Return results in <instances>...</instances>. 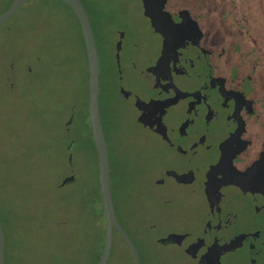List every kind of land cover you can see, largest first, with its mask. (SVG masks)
<instances>
[{"label":"flooded vegetation","instance_id":"af4514ba","mask_svg":"<svg viewBox=\"0 0 264 264\" xmlns=\"http://www.w3.org/2000/svg\"><path fill=\"white\" fill-rule=\"evenodd\" d=\"M189 1L196 7L165 0L153 11L155 20L169 16L161 17L165 38L144 13L143 0H79L98 59V113L114 214L138 264H264V56L231 9L220 17V3ZM218 30L238 37L242 49L231 48ZM30 65L21 74L26 94L33 89ZM89 132L92 138L90 126ZM106 132H143L147 140L131 149L117 134L112 152ZM101 217L99 257L103 211ZM2 231L9 264L15 251ZM119 246L133 264L114 227L105 264ZM47 252L54 263L58 249ZM69 254L73 260V247Z\"/></svg>","mask_w":264,"mask_h":264},{"label":"rangeland","instance_id":"374dc122","mask_svg":"<svg viewBox=\"0 0 264 264\" xmlns=\"http://www.w3.org/2000/svg\"><path fill=\"white\" fill-rule=\"evenodd\" d=\"M7 1L0 0V13ZM220 2L224 5L223 1ZM188 5L196 7L189 0ZM230 25L232 28V23ZM226 26L228 29L227 24H219V28ZM218 32L226 35V43L231 48L242 49L238 37L232 38L223 30ZM1 41L6 42V45L14 44L8 54L18 56L20 71L25 63L31 64L35 91L28 92L26 118L8 117L13 120L5 122L16 131L19 130V136L9 134L0 140V150L4 149V153L0 154V225L6 231L11 247L15 252L18 251L17 254H11L8 263L92 264L94 248L90 249L89 242L82 236L79 238L81 234L77 232L94 234L88 225L91 222V200L96 199L97 183L95 152L86 119L85 55L76 19L62 2L31 0L20 5L9 19L0 23ZM239 57L242 61L247 59L244 54ZM1 64H4L3 60ZM4 74L0 69V83ZM15 79L23 82V79ZM262 93L260 99L264 102V90ZM65 121L69 122L66 129L63 126ZM117 134L120 141L126 137L129 139L128 146L131 149L142 146L147 140L143 132H106L112 152H116L119 145ZM132 137L134 142L131 146ZM70 142V159L67 162L73 181L58 188L56 184L60 185L68 171L65 148ZM64 197L66 200L63 201ZM117 198L118 195L115 199L114 193L118 207ZM65 201H68V208L75 211L78 206L83 212L81 219L84 220L78 228L75 227L73 215L62 213ZM62 220H66V223L62 224ZM56 222L61 224L56 225ZM36 228L41 231L60 229L69 232L75 258L69 260L67 253L70 248L67 244H63V247L59 244L60 256L50 263L47 251L52 245L45 241L44 245L40 244L34 236L31 237L30 232ZM132 235L135 233L132 232ZM99 236L95 234L94 239ZM107 264H131V260L124 248L119 246L116 256Z\"/></svg>","mask_w":264,"mask_h":264},{"label":"trees","instance_id":"16d2710c","mask_svg":"<svg viewBox=\"0 0 264 264\" xmlns=\"http://www.w3.org/2000/svg\"><path fill=\"white\" fill-rule=\"evenodd\" d=\"M11 1L12 0L7 1L6 7L2 11H5L7 9ZM204 1H215V2H218V4L221 3L220 0H204ZM221 1H223L224 5H221L222 4L221 3L216 8V10L218 9L220 12L219 16L221 17V14L227 8L231 9V14H232L231 16H234L235 18H238L242 21V24L245 27V29H243L242 32L244 33V35L249 36L251 38L253 48L256 49L257 51H261L260 56L261 55L264 56V0H221ZM236 23L238 24V22ZM3 33H5V31ZM13 45H14L13 43H9L8 45H6V42L4 41L0 42V66H1L0 69L5 73L3 76H1V83H0V93H1L0 94L1 95L0 96L1 97L0 99L1 101L0 103V140H4L5 139L4 137L9 136V134L12 136L13 135L19 136V133H18L19 130L16 131L13 127H9L5 123L6 120H13V119H9L8 117L13 118L17 116V117L25 119L28 114V108L26 105V103L29 101L28 94L25 93L23 82L22 81L19 82L15 79V78H19L22 80L21 74L24 71V66L23 68H21V71H20V66H19V62L17 59L18 56H13V55L11 56L10 54H8V51H11ZM5 46L8 48L6 49ZM84 55H85V50H84ZM1 60H3L4 64H1ZM85 64H86V61H85ZM85 77L87 79V67L85 70ZM29 92L32 93L35 91L34 89H31ZM85 95H86V89H85ZM16 99H20V101ZM16 119H19V118H16ZM10 130L11 132H9ZM28 131H29V128H28ZM29 132H32V131L30 130ZM3 145L6 146V144H2L1 146ZM2 153H4L3 148L2 150H0V154ZM65 197L63 201L66 200ZM74 197L77 201L78 198L76 197V194ZM95 197H96L95 200H91V204H92L90 206L91 222H90V225H88L92 230H94L93 231L94 234L92 235L87 232L85 233L82 231H77L79 232V235L81 234L79 238H81L82 236L85 241L89 242L91 246L90 249L94 248L93 250L94 261L92 262V264H96L99 258V252H100V248L102 246V241H103L102 228H101L102 209L100 206V196L98 193V185L96 186V196ZM67 204H68V201H65L64 202L65 206L61 208L62 213L64 214L68 213L70 216L73 215L75 219L74 221H76L75 227L78 228L77 226L78 225L81 226L82 221L84 220V219L83 220L81 219V214H83V212L80 210L81 208L79 209L78 206L76 210L73 211L72 208L67 207ZM61 223L62 224L66 223V220H62ZM61 223L56 222V225L61 224ZM97 233L100 234V236L98 239H94L95 234ZM30 235L31 237L34 236V238H36L38 242L40 240L43 242L44 241L48 242L47 243L48 245H52L50 250L51 249L57 250L59 247V244H61L62 247H63V244H67L68 249L70 247H73V241L70 240L71 234H69V232L67 231H62L60 229L58 230L56 229L48 230L47 229V230L41 231L39 228H36L34 231L30 232ZM93 243L95 245H93ZM97 246H98V249L96 248ZM95 249L97 250V253H95ZM58 251H59V255L52 254L51 256H53L55 259L56 258L58 259L60 256V250L58 249ZM87 254H90V253H87ZM67 255H68V259L70 260V257H71L70 254L67 253Z\"/></svg>","mask_w":264,"mask_h":264},{"label":"water","instance_id":"95a60500","mask_svg":"<svg viewBox=\"0 0 264 264\" xmlns=\"http://www.w3.org/2000/svg\"><path fill=\"white\" fill-rule=\"evenodd\" d=\"M30 0H12L5 11L0 13V23L6 21L10 16L16 11V9ZM66 4L74 13L77 22L80 27L81 37L84 45L86 62H87V115L88 123L90 126L93 143L95 146L96 156H97V170H98V191L100 196V204L105 219V230H104V242L103 248L99 257L97 264H105L109 255L111 247V237H112V227L120 234V236L125 241L128 246L132 257L133 264H138L137 252L131 242L127 237L125 232L120 227L119 223L116 220L112 199L109 189V164L107 159V150L106 144L103 136V132L100 125L99 113H98V59L96 48L94 44L93 34L91 30L90 23L87 19L85 10L79 0H58ZM165 0H143L144 13L147 14L151 19V24L154 27H157L158 31L167 38L166 29L163 30L165 22L162 21L161 17L168 15H161L160 19L155 20L156 16L153 11L155 9L161 11ZM155 4V7L153 4ZM163 13V12H162ZM165 14V13H163ZM71 143L68 144L67 149H69ZM68 162L70 155L67 157ZM73 178L72 175L64 177L60 185H63L66 182L71 181ZM3 247H4V237L3 231L0 225V264H4L3 261Z\"/></svg>","mask_w":264,"mask_h":264}]
</instances>
